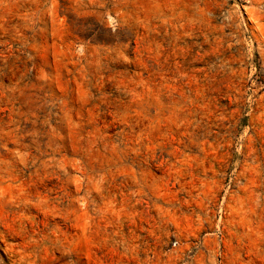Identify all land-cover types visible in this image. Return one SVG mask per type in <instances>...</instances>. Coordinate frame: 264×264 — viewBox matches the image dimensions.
Segmentation results:
<instances>
[{
	"label": "rangeland",
	"instance_id": "obj_1",
	"mask_svg": "<svg viewBox=\"0 0 264 264\" xmlns=\"http://www.w3.org/2000/svg\"><path fill=\"white\" fill-rule=\"evenodd\" d=\"M0 264H264V0H0Z\"/></svg>",
	"mask_w": 264,
	"mask_h": 264
}]
</instances>
